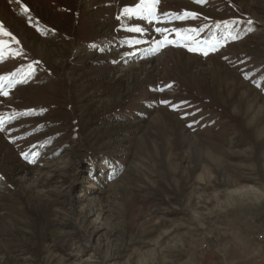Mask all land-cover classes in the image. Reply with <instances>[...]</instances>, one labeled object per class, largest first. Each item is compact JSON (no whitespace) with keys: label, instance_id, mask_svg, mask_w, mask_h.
<instances>
[{"label":"rangeland","instance_id":"1","mask_svg":"<svg viewBox=\"0 0 264 264\" xmlns=\"http://www.w3.org/2000/svg\"><path fill=\"white\" fill-rule=\"evenodd\" d=\"M141 2L0 0V264H264V0Z\"/></svg>","mask_w":264,"mask_h":264},{"label":"snow or ice","instance_id":"2","mask_svg":"<svg viewBox=\"0 0 264 264\" xmlns=\"http://www.w3.org/2000/svg\"><path fill=\"white\" fill-rule=\"evenodd\" d=\"M197 3H202L203 0H196ZM141 9H144V11L146 12V16H144L143 18H152L154 16V2L153 3H149L148 0H142L141 4L137 5L135 9H124L123 10V14H128V15H137L140 16L141 14ZM25 12L28 11L27 8L24 9ZM185 16H192L194 18L195 14L193 13H185ZM117 19H120V17L118 16ZM128 31H134V32H141L142 30L139 28H135V29H128ZM157 32H160V29H157ZM0 34H3L5 36L9 35V33L7 32H3V25H0ZM13 39H15L13 37ZM166 39V38H165ZM129 44H133V43H138V41H129ZM170 43V42H169ZM213 47H215V45H213ZM190 51H194V49H189ZM204 55H207L208 53L205 51L203 52ZM31 68V66H29ZM29 75H31V73H29ZM4 95H7V93H4Z\"/></svg>","mask_w":264,"mask_h":264},{"label":"built area","instance_id":"3","mask_svg":"<svg viewBox=\"0 0 264 264\" xmlns=\"http://www.w3.org/2000/svg\"><path fill=\"white\" fill-rule=\"evenodd\" d=\"M256 242L261 246L264 247V227L261 231H259L255 236Z\"/></svg>","mask_w":264,"mask_h":264},{"label":"trees","instance_id":"4","mask_svg":"<svg viewBox=\"0 0 264 264\" xmlns=\"http://www.w3.org/2000/svg\"><path fill=\"white\" fill-rule=\"evenodd\" d=\"M230 26H232V25H230Z\"/></svg>","mask_w":264,"mask_h":264}]
</instances>
